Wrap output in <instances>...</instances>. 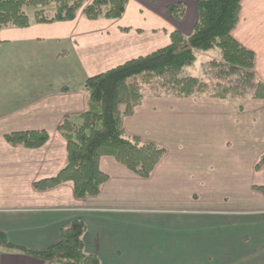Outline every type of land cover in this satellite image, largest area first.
I'll return each instance as SVG.
<instances>
[{"label":"crops","instance_id":"obj_1","mask_svg":"<svg viewBox=\"0 0 264 264\" xmlns=\"http://www.w3.org/2000/svg\"><path fill=\"white\" fill-rule=\"evenodd\" d=\"M245 1L233 36L254 52V71L264 84V0ZM176 3L129 0L119 20L79 15L72 22L1 31L0 233L13 243L42 251L79 221L87 227L86 252L101 264H264V239L251 241L245 232L251 227L230 226L214 213L246 210L227 202L251 203L247 185L254 192L264 187V171H256L264 155V99L146 97L124 127L128 137L166 150L150 178L105 153L100 169L109 180L98 196L77 200L71 182L46 191L34 187L65 166L67 144L59 129L67 117L85 113L87 79L168 47L175 31L192 33L198 13L188 26L185 16L178 21L168 12ZM39 131L49 135L39 149L5 140ZM177 146H185L180 155L188 156L177 158ZM203 193L215 195L220 205L197 207ZM259 203L264 209V199ZM215 217L224 226L214 227ZM0 264L45 263L0 248Z\"/></svg>","mask_w":264,"mask_h":264},{"label":"trees","instance_id":"obj_2","mask_svg":"<svg viewBox=\"0 0 264 264\" xmlns=\"http://www.w3.org/2000/svg\"><path fill=\"white\" fill-rule=\"evenodd\" d=\"M244 0H198L197 23L185 37L175 31L168 47L125 63L86 80L85 113L74 120L67 117L59 131L67 144L63 169L52 179L34 185L46 191L71 182L77 200L98 196L109 177L100 169L103 154L115 159L142 179L151 177L166 150L151 142L127 136L124 119L133 115L146 97L218 100L264 99V84L254 71L255 54L233 36L241 18ZM129 0H0V33L38 24L72 22L79 15L89 21L119 20ZM186 4L168 6L175 20L186 14ZM129 32L130 29H122ZM0 39V49L2 46ZM221 51V60L206 63L208 77L186 75L198 53ZM63 92H69L64 88ZM15 148L39 149L49 140L46 132H20L5 136ZM264 170V155L256 171ZM264 194V187H255ZM86 225L75 222L64 228L60 241L42 251L13 243L0 233V248L19 250L45 264H101L85 250Z\"/></svg>","mask_w":264,"mask_h":264},{"label":"rangeland","instance_id":"obj_3","mask_svg":"<svg viewBox=\"0 0 264 264\" xmlns=\"http://www.w3.org/2000/svg\"><path fill=\"white\" fill-rule=\"evenodd\" d=\"M253 0H246L244 3H250ZM184 2V1H183ZM193 0H187L186 1V7H187V12L184 19V22L186 23V25H190L191 22L193 21V18L197 15V10L195 8V5L193 3ZM177 3H179V1L177 0ZM251 16H252V10H251ZM198 59L196 61L195 64H193L192 66L186 68L185 72L183 73L184 76L186 75H190V76H195L198 78H202L203 75L207 78L209 72L205 71L204 68L206 67V63L216 59V60H221L222 55H221V51L219 49H214L211 50L208 53H198L197 55ZM179 143L177 142V145ZM186 147L185 146H177V158L181 157V156H185L188 154H182L180 155L181 151H185ZM192 167V166H191ZM192 171V170H191ZM264 171V170H262ZM193 172V171H192ZM231 185V184H230ZM253 186H251V188L249 187V185H247V190L251 189L252 190V194L249 197V200L251 203H254V206L256 207H252L251 203L246 202V203H232V201H228L227 203H230L231 205L234 204L236 207H241V208H246V210H237V209H230L227 211H222V210H218L217 213H215V215H223L224 217H227L230 221H228V223L230 224V226H247V227H251L252 229H246L245 228V232L247 234H250L249 237L250 239H252L251 241H259L260 239H264V209L260 208L262 207V203L260 204L259 201L260 199H264L262 197L261 194H263L262 192L255 190V192L253 191ZM209 188V187H208ZM227 188V187H225ZM229 188V187H228ZM261 194H259V193ZM264 195V194H263ZM217 198L219 197H223V196H216ZM229 200L230 197H228ZM239 204V205H238ZM220 205V202L216 201L215 199V195H209L208 194H201L199 197V204L197 205V207H203V208H214ZM209 220L211 218H208ZM197 220V219H196ZM198 232H199V237H200V233L202 232V219L198 218ZM213 226L214 227H220V226H224V223H222L221 221H219V217H215L213 219ZM197 225H193V226H197ZM227 225V224H225ZM242 230V229H241ZM209 232V231H208ZM216 235V233L214 234Z\"/></svg>","mask_w":264,"mask_h":264}]
</instances>
